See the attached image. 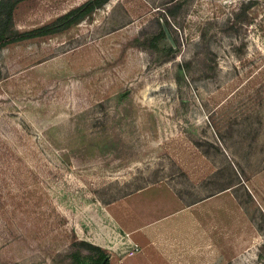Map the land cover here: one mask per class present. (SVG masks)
Returning <instances> with one entry per match:
<instances>
[{
  "label": "rangeland",
  "instance_id": "374dc122",
  "mask_svg": "<svg viewBox=\"0 0 264 264\" xmlns=\"http://www.w3.org/2000/svg\"><path fill=\"white\" fill-rule=\"evenodd\" d=\"M0 264H264V0H109L0 49Z\"/></svg>",
  "mask_w": 264,
  "mask_h": 264
},
{
  "label": "trees",
  "instance_id": "16d2710c",
  "mask_svg": "<svg viewBox=\"0 0 264 264\" xmlns=\"http://www.w3.org/2000/svg\"><path fill=\"white\" fill-rule=\"evenodd\" d=\"M26 1L28 0H0V49L23 40L43 38L59 34L89 17L109 0H86L76 7H73L65 13L57 16L48 23L30 30L18 31L15 28V11L20 4ZM168 3L171 2L169 1ZM173 8L174 5L170 4L158 10L156 16L149 21V26H155L156 31L157 29L162 30L160 22L161 18L168 29H170L171 32H174V30L171 29V26L169 25L170 13ZM236 22L238 21L235 18L231 25ZM177 45L180 46L178 41ZM82 243L84 245L87 244L86 242Z\"/></svg>",
  "mask_w": 264,
  "mask_h": 264
}]
</instances>
